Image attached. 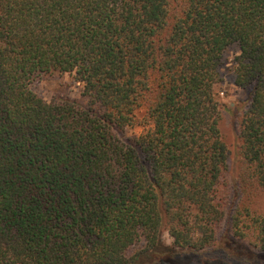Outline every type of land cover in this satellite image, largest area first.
Masks as SVG:
<instances>
[{
  "label": "trees",
  "instance_id": "16d2710c",
  "mask_svg": "<svg viewBox=\"0 0 264 264\" xmlns=\"http://www.w3.org/2000/svg\"><path fill=\"white\" fill-rule=\"evenodd\" d=\"M233 44L248 99L228 192L217 85ZM55 72L81 99L31 88ZM258 193L264 0H0V264L250 261L239 241L263 259Z\"/></svg>",
  "mask_w": 264,
  "mask_h": 264
},
{
  "label": "rangeland",
  "instance_id": "374dc122",
  "mask_svg": "<svg viewBox=\"0 0 264 264\" xmlns=\"http://www.w3.org/2000/svg\"><path fill=\"white\" fill-rule=\"evenodd\" d=\"M240 53L238 44H233L228 47L224 53L223 64L221 66L222 80L217 85V91L219 93L220 100L223 103V115L221 120V129L224 139L230 149L229 160V173L227 176V183L229 187L227 191H231L232 188V174L235 175L238 170V158L236 156V149L239 143L238 138V121H237V108L238 104L248 99V91L238 87L233 82V71L235 67L236 56ZM31 88L40 94L46 100H51L55 96H69L71 98L81 99L84 84L79 82L75 78L74 73H48L37 76L32 84ZM139 114H142L139 112ZM143 130L142 127L136 126L128 130L129 135L138 134ZM226 189L224 192H227ZM254 210L257 212H264V193H258L253 199ZM163 240L166 244L172 243V238L167 231H164ZM229 240V239H227ZM232 242V241H230ZM232 242L234 245L231 247L234 253L238 256L249 254L250 261H246L242 258H236L232 262H223V258L217 259L216 254L224 255L222 252H207L201 253L195 258L186 257L182 260L176 259L172 261V264H209L210 262H216L217 264H258L260 259L257 254H254V250L250 245L245 242L239 241ZM252 254V255H251Z\"/></svg>",
  "mask_w": 264,
  "mask_h": 264
}]
</instances>
